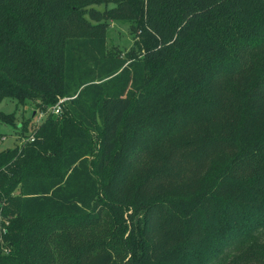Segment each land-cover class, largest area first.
<instances>
[{"label":"trees","instance_id":"obj_1","mask_svg":"<svg viewBox=\"0 0 264 264\" xmlns=\"http://www.w3.org/2000/svg\"><path fill=\"white\" fill-rule=\"evenodd\" d=\"M4 97L0 264H264V0H0Z\"/></svg>","mask_w":264,"mask_h":264},{"label":"rangeland","instance_id":"obj_2","mask_svg":"<svg viewBox=\"0 0 264 264\" xmlns=\"http://www.w3.org/2000/svg\"><path fill=\"white\" fill-rule=\"evenodd\" d=\"M94 7L102 10L104 5H94ZM91 22L95 23L93 20ZM102 28L108 52L125 57L126 53L133 49L137 39L131 34L127 23L107 21ZM50 107H45L41 111L33 102L17 104V100L14 98H0V113L13 114L12 122L0 118V151L15 147L25 140L26 135L33 134L46 115L51 113ZM25 126L27 130L23 131ZM93 138L97 142L95 135Z\"/></svg>","mask_w":264,"mask_h":264},{"label":"built area","instance_id":"obj_3","mask_svg":"<svg viewBox=\"0 0 264 264\" xmlns=\"http://www.w3.org/2000/svg\"><path fill=\"white\" fill-rule=\"evenodd\" d=\"M67 100L66 97L59 98L58 101L50 107V111L53 114H59L62 111V106L64 101ZM34 139V133L29 135V140L32 141Z\"/></svg>","mask_w":264,"mask_h":264}]
</instances>
